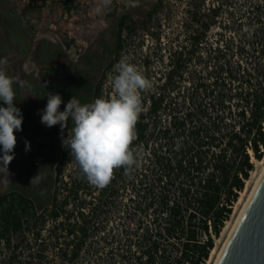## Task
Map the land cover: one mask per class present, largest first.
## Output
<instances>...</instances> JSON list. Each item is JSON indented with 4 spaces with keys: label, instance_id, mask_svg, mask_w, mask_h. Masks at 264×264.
<instances>
[{
    "label": "trees",
    "instance_id": "1",
    "mask_svg": "<svg viewBox=\"0 0 264 264\" xmlns=\"http://www.w3.org/2000/svg\"><path fill=\"white\" fill-rule=\"evenodd\" d=\"M187 3L184 35L167 55L156 19L162 0L117 23L110 68L133 37L157 41L140 66L154 87L142 93L133 142L143 150L139 166L114 170L98 188L78 167L62 174L71 160L63 147L46 196L0 193V264H206L252 159L263 158L264 0ZM154 59L162 68L152 72Z\"/></svg>",
    "mask_w": 264,
    "mask_h": 264
},
{
    "label": "rangeland",
    "instance_id": "2",
    "mask_svg": "<svg viewBox=\"0 0 264 264\" xmlns=\"http://www.w3.org/2000/svg\"><path fill=\"white\" fill-rule=\"evenodd\" d=\"M158 0H112L111 5L106 8L102 15H95V6L99 0H75L69 6L62 5L63 0H50L43 5L34 4L29 11H23L16 0H0V59L7 58V72L9 75L19 74L26 81V85L14 84L16 92L15 106L21 110L23 116L22 131L15 133L17 144L14 149V159L8 165L10 175L8 179L0 174V193L9 190H18L31 195L46 196L53 188L56 174L58 173V161L60 160L63 146L62 135L67 137L73 125L68 122V128L63 130L50 129L38 119L42 130L36 131L37 135L30 133V123L28 115V104H30L29 93L25 86L39 92V75L42 69L50 63L58 62L59 55H63L68 62H76L81 56L94 53L99 62L95 71V80L86 92L84 103H91L94 90L100 80H104L101 97L108 98L112 94L109 81V74L113 72L110 60L115 51L117 23L120 16L127 11H132L137 17L148 11ZM163 9L158 13L156 19L160 22V42L165 48V55L169 49L175 45L176 37L182 38L185 31V23L188 16L187 0H162ZM16 27V38L5 28V22L13 21ZM54 24L57 31L48 28ZM153 32H158L153 26ZM105 41L104 47L95 52L99 41ZM157 41L151 36H144L143 41L140 36H135L124 44L120 53V58L128 57L130 62L135 64L140 70L142 55L151 50L152 54L156 50ZM95 46V47H94ZM92 47L94 49H92ZM155 49V50H153ZM155 54V53H154ZM80 56V57H79ZM155 56V55H154ZM115 60V59H114ZM166 61V58H165ZM110 68V69H109ZM162 68L159 61L154 59L151 64V71L155 72ZM37 76L36 81H31ZM22 86V90L19 88ZM84 96V97H85ZM0 101V106H3ZM83 103V104H84ZM37 106V105H36ZM29 119V120H28ZM26 142L28 150L26 151ZM3 155L0 149V156ZM264 156V153H263ZM254 163L252 172L259 173L261 167ZM77 167L70 162L64 165L62 174H67ZM246 182L244 191L251 190L255 181L252 178ZM40 173L42 180L37 185H31V179ZM244 201L246 195H239V199ZM239 201V200H238ZM234 206L233 213L228 222L232 223L241 207ZM227 230H223L220 237L215 240L214 252L211 253L206 264H213L216 252L221 248Z\"/></svg>",
    "mask_w": 264,
    "mask_h": 264
},
{
    "label": "clouds",
    "instance_id": "3",
    "mask_svg": "<svg viewBox=\"0 0 264 264\" xmlns=\"http://www.w3.org/2000/svg\"><path fill=\"white\" fill-rule=\"evenodd\" d=\"M112 0H99L94 14L102 15ZM7 58L0 59V174L8 179V165L14 159L17 144L15 133L22 131L23 116L15 106L14 84L26 85L19 74L9 75ZM112 94L100 97L91 103L82 104L73 96L60 111L63 103L60 94L49 93L47 104L41 112V123L47 127L60 125L61 131L73 125L67 137L62 135V146L68 149L71 162L87 182L98 188L107 186L113 179L114 170L123 168L129 174L143 159V150L133 147L137 139L136 125L144 111L142 93L150 91L153 82L130 62L122 57L109 74ZM26 142V151L28 150ZM42 180L40 173L31 179V185Z\"/></svg>",
    "mask_w": 264,
    "mask_h": 264
},
{
    "label": "flooded vegetation",
    "instance_id": "4",
    "mask_svg": "<svg viewBox=\"0 0 264 264\" xmlns=\"http://www.w3.org/2000/svg\"><path fill=\"white\" fill-rule=\"evenodd\" d=\"M92 49L94 48L92 47ZM89 57L91 58L88 62L85 61V56H81L76 62L72 63L68 62L61 54L58 62L46 65L42 69V73L37 75L39 76L38 86L40 89L37 94L35 89L32 92L30 86H25V90L30 92L29 100L32 101L28 104L27 115L30 119L28 120L31 134L37 135L36 131L38 132V130H42V127L46 126L39 127L40 122L38 119L41 120L40 110L45 108L49 93L61 95L63 103L60 106V111L64 110L65 105L73 96H76L82 104L84 103L86 92L95 80V71L97 69V60L94 53ZM37 76H34L31 81H36ZM69 122L71 124L70 119ZM58 127L61 129L59 124L50 127V129H58Z\"/></svg>",
    "mask_w": 264,
    "mask_h": 264
},
{
    "label": "water",
    "instance_id": "5",
    "mask_svg": "<svg viewBox=\"0 0 264 264\" xmlns=\"http://www.w3.org/2000/svg\"><path fill=\"white\" fill-rule=\"evenodd\" d=\"M215 264H264V172Z\"/></svg>",
    "mask_w": 264,
    "mask_h": 264
},
{
    "label": "bare ground",
    "instance_id": "6",
    "mask_svg": "<svg viewBox=\"0 0 264 264\" xmlns=\"http://www.w3.org/2000/svg\"><path fill=\"white\" fill-rule=\"evenodd\" d=\"M263 153H264V149H263ZM252 162H253V163L257 162L256 165L260 166L261 169H260L259 173H257V174H256V172H252V178H254L255 181H254V183H253V186H252L251 190L248 191L247 193L245 192L246 190L243 191V192H241V195H242V196L246 195V199H245L244 201H241V198L239 199L237 205H240V204H241V207H240V209H239V211H238V213H237V215H236L234 221H233L232 223H230V225L228 224V222H229V221H228L227 224H226V226L224 227L223 230L225 231V230L228 229V233H227V236H226V238H225V240H224V242H223L221 248L216 252V257H215V260L213 261V264H215V262H216L218 256L220 255L223 246L225 245L227 239L229 238V236H230V234H231V232H232V230H233V228H234V226H235V223H236V221H237L239 215H240L241 212H242V209L244 208L245 204L247 203L248 199L250 198V196H251V194H252V192H253L255 186L257 185L258 181L260 180V178H261V176H262V174H263V172H264V156H263V158H262L261 160H259V161H258V160L256 161V160L253 158V159H252ZM248 181H249V180H248ZM248 181H247V182H248ZM214 251H215V250L213 249L211 253H212V254L215 253Z\"/></svg>",
    "mask_w": 264,
    "mask_h": 264
},
{
    "label": "built area",
    "instance_id": "7",
    "mask_svg": "<svg viewBox=\"0 0 264 264\" xmlns=\"http://www.w3.org/2000/svg\"><path fill=\"white\" fill-rule=\"evenodd\" d=\"M49 1L50 0H16L18 6L23 9L24 12L29 11L31 6H33L34 4L43 5L44 3L46 4ZM66 4V0H63L62 5L65 6ZM48 28L54 32L57 31V27L54 26V24L49 25Z\"/></svg>",
    "mask_w": 264,
    "mask_h": 264
},
{
    "label": "crops",
    "instance_id": "8",
    "mask_svg": "<svg viewBox=\"0 0 264 264\" xmlns=\"http://www.w3.org/2000/svg\"><path fill=\"white\" fill-rule=\"evenodd\" d=\"M3 1V0H2ZM13 17V21L12 22H10V20H7L6 22H5V28H6V30H7V32L9 31L12 35H14L15 36V38H16V27H14V24H13V22H15V21H17V18L15 17V16H12ZM1 24V23H0ZM1 29V28H0Z\"/></svg>",
    "mask_w": 264,
    "mask_h": 264
}]
</instances>
